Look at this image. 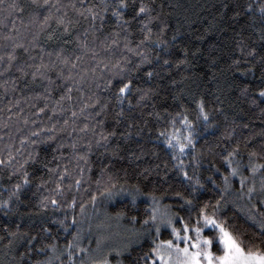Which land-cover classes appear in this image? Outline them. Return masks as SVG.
<instances>
[{
  "label": "trees",
  "instance_id": "trees-1",
  "mask_svg": "<svg viewBox=\"0 0 264 264\" xmlns=\"http://www.w3.org/2000/svg\"><path fill=\"white\" fill-rule=\"evenodd\" d=\"M61 3H67V0H61ZM245 3L246 0H153V6L158 12H161L159 5L163 4L161 20L168 27L161 33L159 28L163 25L159 21L153 22L156 36L148 45L149 56L161 55L169 61V64L165 65L161 60L152 59L149 65L142 66L145 72L151 67L155 75L149 80L140 73L141 80L149 81L147 84L141 83L140 87L148 86L156 91L150 94V99L146 97L141 103H137L138 95L130 96L132 104L129 106L125 101L123 118L116 115L119 109L116 107L115 99L110 101V108L103 118L105 129L108 132L115 130L117 134L110 137L107 142L108 151H105L104 147L94 145L88 162L76 159L70 146L73 138L67 133L58 132L55 140L47 138L50 134L47 129H50L53 123L58 121L62 123L63 119L67 118V114L57 112L53 120L49 121L48 117L53 116L51 111H46L45 114L37 113V107L44 106L43 100L36 96V93L43 91L41 85L34 82L30 75L21 76L16 67L8 73L0 74V113H3L0 120L10 125L9 128H5L3 123H0V153L6 158L7 152L11 149L16 159L20 161L29 153L35 154L38 151L41 157H47L49 169L60 165L61 170L67 167L70 174L64 181L65 196H57L64 207L54 209L49 205V208L44 210L40 208L39 201L43 196L49 195L47 189H55L56 175L52 173V180L45 187L37 188L38 178L43 174V178L47 180L48 175L44 174L42 165H32L29 169L30 173L35 170L34 175L30 176L32 184L21 193L18 206L14 205L11 210H0V236L4 237L0 240V264H34L37 260L42 262L51 260L52 264H59V261L63 260L64 264H68L66 253L61 256L59 251L40 252V249L55 242L58 249L63 251L64 245L72 239L71 234L77 231L81 237V246L92 250L103 232L100 227L98 229L94 227L92 214L95 205L109 197L104 192L106 187L113 188L115 193L123 189L131 191L125 196L110 200L106 213L108 217H117L123 224L140 232L141 240L144 242L143 248L134 245L132 257L141 251H147V236L143 234L142 222L149 214L148 205L151 200L148 197H136L133 200L132 192L137 186L145 193L154 191L157 195L170 196L172 192H185L187 195L190 192L191 189L177 175V169L172 167L174 161L164 138L157 139L160 131H171L172 117L184 110L194 122L196 150L200 153L197 171L203 188L200 189L198 199L211 198L214 202L223 194L218 190V186L222 189V175L229 171L221 159L226 154L225 146L231 150L237 141L242 143L247 137H253L250 147L252 144L258 145L261 134L264 133V112L261 111L264 109V101L258 95V88L264 87V83L261 82L259 60H252V64H256L257 67L253 71H247L251 66L248 63L250 59L247 55L248 49L254 47L259 53L264 54V41L260 39L261 34L256 31L260 27L259 22H255L253 26L250 18L243 14ZM41 12L42 18L43 10ZM237 12L242 14L237 15ZM69 14L74 16V13ZM88 23L89 21L81 19L70 35L61 36L60 31L57 30L60 39L47 41V32L56 28L53 22L45 33L40 35V43L46 50L54 51L58 43L69 40L71 43L66 45V49L72 51L76 46V34L83 32L88 27ZM109 25L114 27V21L109 20ZM17 27L22 33L23 42H30L31 35L38 31L36 26L28 24L27 14L21 17V20H17ZM138 28L139 23L135 22L134 40L140 38ZM107 30H110V27H107ZM91 36L92 34L89 33V38ZM173 36L176 37L175 40L172 39ZM157 38L167 43H156ZM241 46L245 49L243 53L239 51ZM164 52L170 55H164ZM40 53V48L36 47L30 48L28 53H24L22 49L18 50L19 60L28 64H39L38 58L33 61L29 56L38 57ZM180 60L187 62L178 66L177 62ZM237 60L240 62L234 63ZM14 77L19 80L15 86L12 83ZM53 79H56L55 76ZM5 81L8 82L7 87ZM97 83L100 84V95L107 98L108 90L99 81ZM25 84L29 86L25 87ZM62 85V81L53 85V102L61 94ZM246 85L249 86L247 93L241 91ZM73 95L77 93L73 92ZM254 96L257 100L256 104L252 103ZM201 98L204 99L205 108L210 113L207 122L198 118L197 101ZM75 103L79 106L80 101L77 100ZM10 105L13 113L11 120L8 119ZM52 106L53 104H49V108ZM70 106V102L67 101L63 104L66 109ZM21 108L24 111L19 116L16 115ZM156 113H159V116ZM23 117H27L29 121L36 120L37 123L25 124ZM77 124L82 126L79 120ZM45 126H47L46 134L30 137L37 140V144L33 145L23 140L25 136L34 133L37 127L45 128ZM176 127H180L179 121ZM91 136V133L87 134V138ZM22 141L23 147H21ZM113 150L118 154L114 156ZM241 155L245 160L247 159L246 149L243 147ZM184 159L194 164L196 157L193 153H189ZM78 165L79 168L85 169L81 186L79 189H69L67 185L72 179H80ZM216 166L222 171H216ZM189 173L191 174V164ZM0 175L3 176V180H0V199H6L8 190L4 185L10 186L17 182L18 178L10 179L5 169H0ZM109 177L112 178L111 181ZM211 180H215L216 183H211ZM97 181L100 183L98 184ZM52 195L56 193L53 191ZM91 196H96L95 205L90 202ZM73 197L77 200L74 209L67 206ZM161 202L166 205L183 204L182 200L175 198H165ZM81 204L84 205L83 212H81ZM173 210L180 211V208L176 207ZM73 216L76 218L75 223L71 219ZM133 217H136V220H133ZM62 220L71 226L66 229L64 224L59 223ZM17 225L21 233L39 234L38 240L33 241L34 251H28L22 246L24 241L20 239L9 246L8 232L16 231ZM44 227L52 229L51 235L43 231ZM160 238H170L169 232L162 228ZM26 252L27 255H23ZM76 256L78 264L81 254L77 252ZM109 258L112 259L113 264H116L119 257L113 252ZM123 260L125 264H131L128 253L124 254Z\"/></svg>",
  "mask_w": 264,
  "mask_h": 264
},
{
  "label": "snow or ice",
  "instance_id": "snow-or-ice-1",
  "mask_svg": "<svg viewBox=\"0 0 264 264\" xmlns=\"http://www.w3.org/2000/svg\"><path fill=\"white\" fill-rule=\"evenodd\" d=\"M159 7L162 12L163 4ZM41 10H43L42 18ZM70 12L74 13V16L70 15ZM161 12L153 6V0H67V3H61V0H42V3L41 0H0V74L8 73L16 67L21 76L30 75L34 82L39 83L43 91L36 93V96L43 100L44 106L37 107V113L45 114L46 111H51L53 116L48 117L49 121L53 120L57 112L67 114V118L63 119L62 123L58 121L47 129L50 133L47 138L55 140L58 132L67 133L73 138L70 146L76 159L88 162L94 145L104 147L105 151H108L107 142L110 137L117 134L115 130L108 132L105 129L103 118L106 117L110 108V101L115 99L116 107L119 109L116 115L123 118L125 101L129 106L132 104L130 96L138 95L137 103H141L146 97L150 99V94L156 91L152 87H140L141 83L149 82L141 80L140 73L149 80L155 75L151 67L146 72L142 67L149 65L152 59L161 60L165 65L169 64V61L161 55L149 56L148 45L156 36L153 31V22L159 21L163 25L159 28L161 33L168 27L161 20ZM25 14H27L28 24L38 28L37 33L31 35L30 42H23L22 33L17 27V20H21ZM243 14L250 18L253 26L255 22H259L260 27L256 31L261 34L260 39L264 41V0H246ZM81 19L89 21L88 27L76 34V46L72 51L66 49V45L71 43L69 40L58 43L54 51L46 50L40 43V35L45 33L53 22L56 28L47 32V41L60 39L57 36V30L60 31L61 36L70 35ZM109 20L114 21V27L109 25ZM135 22L139 23L140 38L134 40L136 33H134L133 24ZM106 26L110 27V30H107ZM89 33L92 34L91 38ZM172 39L175 40L176 37L173 36ZM155 42L167 43L158 38ZM32 47L40 48L41 53L38 57L29 56V59L34 61L38 58L40 63L28 64L20 61L18 50L22 49L24 53H28ZM239 51L243 53L244 47L241 46ZM164 55H170V53L164 52ZM247 55L250 57L248 63L251 65L247 71L256 69L257 65L252 64V60L258 59L261 82L264 83V54L253 47L248 49ZM186 62V60H180L177 65ZM239 62L234 61L237 64ZM44 81L47 83H43ZM59 81L63 82L62 91L58 99L53 102V85ZM97 81L108 90L107 98L100 95V84ZM18 82L17 78H12L13 86ZM4 83L7 87L8 82ZM28 86L25 84V87ZM248 88L249 86L246 85L241 91L247 93ZM73 92L77 95L74 96ZM258 95L264 101V87L258 88ZM77 100L80 101L79 106L75 103ZM65 101L70 102L71 105L67 109L63 107ZM252 103H257L255 96L252 98ZM49 104L53 106L49 108ZM11 107L10 105L8 111L9 120L13 115ZM197 108L198 118L207 122L210 113L205 108L203 98L197 101ZM23 111V108L19 109L16 115L19 116ZM261 111L264 112V109ZM2 115L3 113H0V116ZM156 115L159 116V113ZM78 120L81 121L82 126L77 124ZM23 121L25 124L37 123L36 120L29 121L27 117H23ZM178 121L180 127H176ZM0 123H3V120H0ZM170 123L171 131H160L157 139L164 138L174 161L172 167L177 169V175L191 190L187 195L185 192H172L168 196L157 195L154 191L145 193L137 186L132 192L133 200L138 196H147L151 199L148 205L149 214L142 222L143 234L147 236V251L131 256L134 245H140L143 248L144 242L138 234L130 238L121 248L101 252L98 246L96 253H93L92 250L81 246V237L77 231L71 234L72 239L64 245L63 251H60L54 242L41 248L40 252L59 251L61 256L66 253L68 264H77V252L81 254L78 264H113L112 259L109 258L113 252L119 257L116 264H125L123 260L125 253L131 257V264H264V133L261 134L258 145L252 144L250 147L253 137H247L242 143L237 141L231 150L225 146L226 154L221 159L229 171L222 175V189L218 186V190L223 194L213 202L211 198L198 199L203 184L197 171L200 153L196 150L194 122L189 119L184 110L176 113ZM3 127L9 128L10 125L3 123ZM46 127H37L34 133L25 136L23 140L33 145L37 144L38 141L30 137L46 134ZM88 133L92 134L91 138H87ZM21 147H23V141ZM242 147L246 149V160L241 155ZM189 153H193L196 157L194 164L184 159ZM112 154L115 156L118 153L113 150ZM46 161L47 157H41L38 151L35 154L29 153L20 161L16 159L11 149L7 152L6 158L3 153H0V169L7 170L10 179L18 178L17 182L10 186L4 185V188L8 190V196L6 199H0V210H11L14 205L18 206L21 193L32 184L30 176L34 175L35 170L30 173L29 169L33 164L42 165L44 174L48 175L47 180L43 178V174L38 178L37 188L45 187L52 180V173L56 175L55 189H47L49 195L41 198L40 208L47 210L49 205L54 209L64 207L57 196H65L64 181L70 176L68 168L64 167L61 170L60 165H56L55 168L49 169ZM190 164L191 174L189 173ZM77 167L80 179H72V182L67 185L69 189H79L81 186L85 169L79 168V165ZM216 171L222 170L216 166ZM111 179L109 177L110 181ZM0 180H3L2 175ZM233 180L239 184L238 188L233 185ZM97 183L99 184L100 181ZM211 183L215 184L216 181L211 180ZM53 191L56 195H52ZM104 192L109 197L116 194L113 188L108 187L104 189ZM229 195L233 198L229 199ZM165 198L182 200L183 204L161 205L160 201ZM90 202L95 205L96 196H91ZM76 204L77 200L73 197L67 206L74 209ZM176 207H179L180 211L173 210ZM80 208L83 212L84 205L81 204ZM71 219L75 223V216ZM132 219L136 220V217ZM59 223L64 224L66 229L71 226L65 224L63 220ZM5 228L7 229V225ZM162 228L169 232L170 238H160ZM43 231L49 235L52 233V229L48 227H44ZM8 236L10 237L9 246L20 239L24 241L22 246L28 251L35 250L33 241L39 238V234L21 233L19 225L16 231H9ZM3 239L4 237L0 236V240ZM23 255H27V252ZM34 264H52V261L37 260ZM59 264H64V261L60 260Z\"/></svg>",
  "mask_w": 264,
  "mask_h": 264
},
{
  "label": "rangeland",
  "instance_id": "rangeland-1",
  "mask_svg": "<svg viewBox=\"0 0 264 264\" xmlns=\"http://www.w3.org/2000/svg\"><path fill=\"white\" fill-rule=\"evenodd\" d=\"M234 181V180H233ZM235 187H239L237 182H233ZM129 190L123 189L117 192L112 197H107V199L103 200L102 202H98L95 205V210L93 212V223L95 228H99L103 230L101 235L99 236V241L95 244L92 248V252L96 253L98 246L101 252L107 251L109 249L114 248H121L130 238L141 235L138 230L128 227L127 225L123 224L117 217H108L106 213V207L108 206V202L110 200H114L116 197H121L127 195ZM139 198L147 197V196H138ZM149 198V197H148ZM229 199H232V196H228ZM150 199V198H149ZM151 200V199H150ZM101 203V204H100ZM161 205H166L160 201Z\"/></svg>",
  "mask_w": 264,
  "mask_h": 264
}]
</instances>
